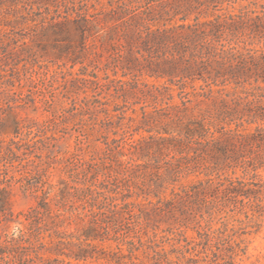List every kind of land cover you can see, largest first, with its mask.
Segmentation results:
<instances>
[{
	"label": "trees",
	"instance_id": "1",
	"mask_svg": "<svg viewBox=\"0 0 264 264\" xmlns=\"http://www.w3.org/2000/svg\"><path fill=\"white\" fill-rule=\"evenodd\" d=\"M238 1L0 0V264L247 255L264 9ZM18 192L35 203L15 220Z\"/></svg>",
	"mask_w": 264,
	"mask_h": 264
},
{
	"label": "rangeland",
	"instance_id": "2",
	"mask_svg": "<svg viewBox=\"0 0 264 264\" xmlns=\"http://www.w3.org/2000/svg\"><path fill=\"white\" fill-rule=\"evenodd\" d=\"M225 7H229V10L232 11L233 9L229 5H224ZM236 9L235 11L237 12L243 7H250L252 9H258L262 10L264 9V0H239L236 4L233 5ZM226 12V11H225ZM78 68V67H77ZM53 69V68H52ZM51 74V73H50ZM55 86H60V82H55ZM42 111L40 110L37 114V116L44 118V115H41ZM76 133H74V136ZM74 136L71 137L68 140V145L70 144L71 146L75 145V140ZM139 136L137 135L136 138ZM258 174L260 177L264 180V167L258 170ZM238 175H241V172H238ZM59 175L56 173V175H53L52 179L53 180H58ZM15 203H14V213L15 216L17 215V218L15 220H18L20 216L18 215L21 211H26L28 210L34 203H35V198L32 195H27L25 196L21 192H18V194L15 197ZM262 226L260 230L249 236L248 241H249V248L247 255L242 257L241 259L238 260V264H264V219L261 221ZM18 226L17 223H12L10 230L13 231L16 227ZM2 228V223H0V230ZM188 235L193 236V232L189 231Z\"/></svg>",
	"mask_w": 264,
	"mask_h": 264
}]
</instances>
